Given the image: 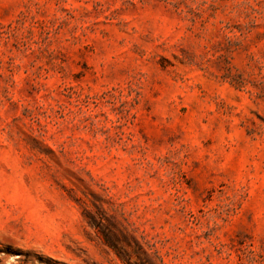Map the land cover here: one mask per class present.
Segmentation results:
<instances>
[{"label": "rangeland", "instance_id": "rangeland-1", "mask_svg": "<svg viewBox=\"0 0 264 264\" xmlns=\"http://www.w3.org/2000/svg\"><path fill=\"white\" fill-rule=\"evenodd\" d=\"M0 264H264V0H0Z\"/></svg>", "mask_w": 264, "mask_h": 264}]
</instances>
